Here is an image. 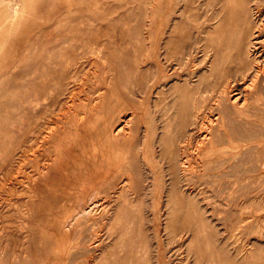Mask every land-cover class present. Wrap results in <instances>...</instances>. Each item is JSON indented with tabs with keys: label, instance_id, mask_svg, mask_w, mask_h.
<instances>
[{
	"label": "rangeland",
	"instance_id": "obj_1",
	"mask_svg": "<svg viewBox=\"0 0 264 264\" xmlns=\"http://www.w3.org/2000/svg\"><path fill=\"white\" fill-rule=\"evenodd\" d=\"M258 29L264 0H39L0 56V264H264V84L217 99Z\"/></svg>",
	"mask_w": 264,
	"mask_h": 264
},
{
	"label": "bare ground",
	"instance_id": "obj_2",
	"mask_svg": "<svg viewBox=\"0 0 264 264\" xmlns=\"http://www.w3.org/2000/svg\"><path fill=\"white\" fill-rule=\"evenodd\" d=\"M39 3V0H0V56L3 54V52L10 46V44L12 43V41L19 35L22 34L27 25L28 22L31 19V16L33 15L34 9L37 6V4ZM252 4V3H251ZM256 10V9H255ZM251 19V18H250ZM246 18V23L249 25L251 23V20ZM263 27V26H262ZM260 28V27H259ZM258 29L257 35H256V39L255 42L253 41L252 37H250V35L246 38V42L244 44L243 50H242V54L245 57L247 63H252L251 62V54H257L254 58L257 59L259 57H262V60H264V50L262 46V41L258 40V33H259ZM255 43V44H254ZM258 45H260V49H258ZM254 46L255 49H252V47ZM240 53V52H239ZM239 59V58H238ZM259 63V62H258ZM259 65V64H258ZM260 64L259 66H257L256 64L250 65L249 68H247V72H243L241 74V79H243V81L241 80V85L239 83H237V81H228L225 82L222 87H220L219 91H217V99L220 101L221 104H228L232 107H234L236 109V112H243L244 110H248L250 105L252 104L251 98L254 96L253 93H257L259 92L258 87H260L264 84V66ZM249 79L250 81L247 84V80ZM83 79V78H82ZM246 81H245V80ZM179 86V85H178ZM249 86H252L253 89L249 90L247 89ZM77 91V90H76ZM75 92V91H74ZM77 96V95H76ZM97 96V95H96ZM98 97V96H97ZM101 97V96H99ZM195 100V99H194ZM215 101V100H214ZM218 102V101H217ZM97 103V102H96ZM98 104V103H97ZM213 104V103H212ZM156 105V104H155ZM252 107V106H251ZM253 108V107H252ZM90 109V108H89ZM197 110V109H196ZM210 110V109H209ZM208 110V111H209ZM71 111V110H70ZM212 111V110H210ZM65 112V110H64ZM125 113V111H124ZM123 113V114H124ZM128 113V112H127ZM200 113V112H199ZM211 113V112H209ZM208 113V114H209ZM210 115V114H209ZM208 115V116H209ZM214 115V114H213ZM120 116V115H119ZM122 116V115H121ZM120 116V118H121ZM125 116V115H123ZM122 116V117H123ZM218 116V115H217ZM131 117V116H130ZM184 118V117H183ZM215 118V117H214ZM127 119V118H126ZM125 119V120H126ZM129 119V118H128ZM225 119V118H224ZM186 120V119H185ZM216 121V120H215ZM127 122V121H126ZM223 115L220 114L218 117V121H216L213 125H210L211 127H208L207 133L205 134L204 132V138L203 140H207V145L210 147V150L214 147L217 146V139L219 137H221L220 135H222L224 133V131L226 132L227 129H223V133L220 132V124L223 123ZM231 122V121H230ZM238 122V121H237ZM124 120H118V124L116 127V133L118 130H120L121 126H126V124H123ZM128 123V122H127ZM115 124V123H114ZM209 124V123H207ZM129 126V125H128ZM207 126V125H206ZM248 126V125H247ZM202 127V126H201ZM128 128V127H127ZM204 128V127H202ZM160 129V128H159ZM204 130V129H203ZM206 131V130H205ZM115 132V131H114ZM231 132V131H229ZM113 133V134H116ZM112 134V135H113ZM227 135V134H226ZM229 135V134H228ZM114 136V135H113ZM231 136V135H230ZM230 136H228L227 138H230ZM189 137V136H188ZM225 137V135H224ZM232 137V136H231ZM221 139V138H219ZM82 140V139H81ZM37 147V146H36ZM158 147V146H157ZM184 147V146H183ZM208 147V150H209ZM185 148V147H184ZM35 149V148H34ZM262 152H263V160L261 161L262 167L264 168V142L262 144ZM212 151V150H211ZM233 151V150H232ZM104 152V151H103ZM33 153V152H32ZM37 153V152H36ZM103 154V153H102ZM105 154H107L105 152ZM212 154V153H211ZM209 155V154H208ZM238 155V154H237ZM103 156V155H102ZM105 157V156H104ZM82 158V156L80 157ZM190 158V157H189ZM32 159V158H31ZM188 158H186L187 160ZM210 159V157H209ZM258 159V158H257ZM185 160V162H186ZM52 162V161H51ZM54 162V161H53ZM180 162V161H179ZM189 162V161H188ZM183 165V163H181ZM189 164V163H188ZM48 165V164H47ZM180 165V166H182ZM191 165V164H189ZM199 165V164H198ZM45 167V166H44ZM184 167V166H182ZM48 168V167H46ZM260 168V169H261ZM37 169V168H36ZM180 169V168H179ZM183 169V168H182ZM181 169V170H182ZM226 169V168H225ZM47 170V169H46ZM262 170V169H261ZM38 171V170H37ZM41 171V170H40ZM192 171V170H191ZM211 171V170H210ZM42 172V171H41ZM40 172V173H41ZM183 172V171H182ZM42 174V173H41ZM207 175V174H206ZM78 176V175H77ZM82 176V175H81ZM183 176V175H182ZM39 177V175H38ZM38 177H35L36 179H39ZM103 177V176H102ZM33 178V177H32ZM34 178V179H35ZM241 178V177H240ZM81 179V178H80ZM102 179V178H101ZM35 181V180H34ZM101 181V180H100ZM247 181V180H245ZM76 183V181H74ZM103 182V181H102ZM101 182V183H102ZM74 184V183H73ZM75 187L77 185V187L75 189L78 188V184H74ZM109 185V184H108ZM74 187V186H73ZM103 187V186H102ZM35 188V187H34ZM79 189V188H78ZM79 194L83 193L81 191H78ZM59 190V189H57ZM61 190V189H60ZM59 190V191H60ZM63 190V189H62ZM74 191V189H71V191ZM96 192V189H93ZM93 190L91 193H93ZM98 190V189H97ZM100 190V189H99ZM53 191H56V189ZM89 190H87L88 193ZM63 192V191H62ZM70 192V190H69ZM81 192V193H80ZM98 192V191H97ZM100 192V191H99ZM116 192V191H115ZM73 193V192H72ZM90 193V192H89ZM95 194V193H94ZM74 195V194H73ZM86 195V193H85ZM84 195V196H85ZM77 196V194H76ZM87 195L85 196L84 200H86ZM89 200V199H88ZM87 201V200H86ZM83 202V200H82ZM85 202V201H84ZM88 202V201H87ZM93 204V202H89L88 205H86L84 208H82V213L86 212L87 209ZM78 211L80 209H77ZM248 222V221H247ZM243 224V223H242ZM247 224V223H246ZM245 224V225H246ZM5 226V225H4ZM7 226V225H6ZM8 227V226H7ZM1 228V225H0ZM5 228V227H4ZM9 228V227H8ZM6 231V230H5ZM4 231L0 230V236L4 235L2 234ZM9 232V231H8ZM8 232H6L8 234ZM259 232V231H258ZM257 232V233H258ZM11 233V232H10ZM262 233V232H261ZM264 233V232H263ZM10 236V235H9ZM259 236V234H258ZM261 236V235H260ZM5 237V236H4ZM7 237V236H6ZM181 237V236H180ZM8 238V237H7ZM10 238V237H9ZM6 239V238H5ZM2 238V240H5ZM183 241V240H182ZM1 242V241H0ZM2 246V245H1ZM91 246V244H90ZM2 256V255H1ZM25 256V255H24ZM28 256V254L26 255ZM73 257V256H72ZM77 257V256H76ZM168 258V257H167ZM62 260V258H61ZM88 260V259H87ZM186 261V260H185ZM90 262V261H89Z\"/></svg>",
	"mask_w": 264,
	"mask_h": 264
}]
</instances>
